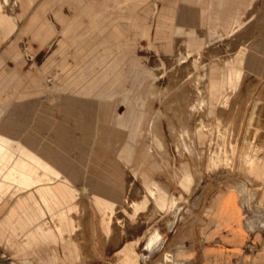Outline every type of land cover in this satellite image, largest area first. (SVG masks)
Returning a JSON list of instances; mask_svg holds the SVG:
<instances>
[{"label":"rangeland","instance_id":"obj_1","mask_svg":"<svg viewBox=\"0 0 264 264\" xmlns=\"http://www.w3.org/2000/svg\"><path fill=\"white\" fill-rule=\"evenodd\" d=\"M9 7L15 26L0 31V131L70 181L78 236L69 254L61 241L22 246L21 230L1 228L0 264H116L132 241L138 264H264V226L245 224L264 215V180L242 162L246 153L264 155V0ZM63 24L72 25L68 35ZM45 25L50 35L40 43L33 33ZM228 66L240 75L213 95ZM148 187L165 196L163 208ZM21 193L11 183L2 212ZM238 193L242 238L228 218L227 231L212 217L224 195ZM98 196L118 197L111 213ZM150 232L158 236L146 250Z\"/></svg>","mask_w":264,"mask_h":264},{"label":"crops","instance_id":"obj_2","mask_svg":"<svg viewBox=\"0 0 264 264\" xmlns=\"http://www.w3.org/2000/svg\"><path fill=\"white\" fill-rule=\"evenodd\" d=\"M33 1L0 0V31L4 35L12 32L15 26V19L9 11L12 8L9 5L19 8H29V5ZM63 25L62 33L68 35V31L72 28V25ZM49 35L50 29L46 25L41 30L39 29L33 33V37L40 43L44 42ZM251 56L253 55H249L246 60L252 61ZM227 69L228 74H226V78L214 80L211 84L213 95L223 88L224 84L231 82L233 76L238 77L240 75L238 68L228 66ZM256 109L257 104L253 108L250 121ZM13 141L16 140L6 136L3 133V129L0 131V203L7 193L8 188L11 186V183H14L15 191L23 193L19 194L14 205L6 212H2L4 205L0 204V231L1 228L6 227L10 228L16 235H19L17 232L21 230L24 236L22 246H29L36 241L52 240L54 243L61 241L63 248L69 254L73 253L77 246L78 236L74 223V211L77 208V205L73 201L75 199V189H73L70 181L65 176H60V171L55 169L51 165V162L42 159L31 151V149L18 143V141H16L14 147L11 143H8ZM42 148V150L46 151V146L43 145ZM16 158H19V162L13 164ZM242 162L246 169L252 172L257 179L264 180V155L246 153V157ZM70 164V162L68 164L66 163L68 167ZM8 173L11 174L14 180H8ZM72 176L75 177L74 171ZM148 191L154 196V200L158 206L163 208L166 204L165 196L161 193L155 196L154 191L150 187H148ZM98 198V203L103 205L104 212L109 211L110 213L113 210L115 200L118 199L117 197L114 201H109L104 200V198L101 200V196H98ZM145 204V200L136 203L135 210L144 208ZM216 206V208H213L212 215L216 228H225L228 231V227L222 223L228 218V220L233 222L235 228L238 229L239 234L236 237L242 238L244 236V229L242 224L241 226L239 225V222L241 223L242 217L241 207L245 206V203L243 198L241 196L239 197V193L236 198L224 195ZM236 207L238 211H234ZM253 214H255L254 224L249 229L246 221ZM249 216L246 217L245 221L248 230H254L256 226H264V215L252 213ZM102 221H105V227L108 230L110 217H103ZM150 234L151 232L146 233L142 244L143 248ZM135 243L133 241L127 242L118 249L116 264H138V257L141 254L135 251ZM157 246L158 244L154 250ZM55 258L47 260L46 264H57Z\"/></svg>","mask_w":264,"mask_h":264},{"label":"bare ground","instance_id":"obj_3","mask_svg":"<svg viewBox=\"0 0 264 264\" xmlns=\"http://www.w3.org/2000/svg\"><path fill=\"white\" fill-rule=\"evenodd\" d=\"M158 235H157V233H154V234H152V235H150L147 239H146V241H145V246H144V248L146 249V250H149L150 248H152V245H153V243H154V241H155V239H156V237H157Z\"/></svg>","mask_w":264,"mask_h":264}]
</instances>
